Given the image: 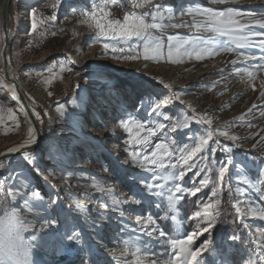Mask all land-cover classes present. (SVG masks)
<instances>
[{
    "label": "rangeland",
    "instance_id": "1",
    "mask_svg": "<svg viewBox=\"0 0 264 264\" xmlns=\"http://www.w3.org/2000/svg\"><path fill=\"white\" fill-rule=\"evenodd\" d=\"M37 1L10 0L16 27L25 8ZM103 2L46 0L37 12L42 22L35 32L31 30L27 46L34 49H29L31 54L50 57L20 67L17 77L24 81L36 118L39 114L45 140L42 150L18 160L26 168L13 170L14 176L15 162L0 160V262L138 264L139 249V264L153 259L157 264H168L170 259L175 264L169 241L195 231L194 250L210 242L199 251L195 264H264V219L260 218L264 213V49L256 46L264 37H251V46L238 45V35L264 32L247 15L264 20V0H117L101 12ZM156 4L162 6L163 15L156 22L165 26L149 29L151 40L123 39L112 32L101 35L95 19L85 15L95 12L102 23H123L126 15L151 13ZM229 8L242 13L235 19L247 25L238 34L222 35L209 30V24L195 27L207 20L197 10ZM52 16L54 20L49 19ZM144 18L153 22L151 15ZM183 28L187 31L178 33ZM177 40L186 42L179 53ZM156 41L162 44L163 55L149 54L145 59V43ZM87 45L95 50L90 59ZM120 48L124 52L113 51ZM203 49L213 54L197 59ZM130 55L138 58H124ZM86 61L88 66L80 68ZM119 62L136 71L117 72ZM250 71L256 73L254 79L248 76ZM189 94L193 100L200 99L191 110L184 105ZM8 102L0 100V141L15 139L21 132V118ZM130 117L134 125L144 127L126 131L122 121ZM61 122L70 127L67 138L58 137L65 131L58 125ZM221 131L237 139H228ZM209 132L212 137L203 151L193 153ZM160 143L167 151L156 152ZM45 157L58 167L45 165ZM86 165L87 170L73 169ZM221 166L227 168L222 181ZM44 169L49 178L40 177ZM180 171L185 172L182 179ZM205 178L209 183L203 186L200 181ZM176 185L200 191L196 195L176 192ZM35 191L41 192L42 202L33 197ZM217 199V207L209 209L212 216L194 217ZM52 220L56 223H48ZM205 227L208 231H203ZM72 233H78V239H63ZM126 244L128 251H124ZM145 251L149 255L144 256Z\"/></svg>",
    "mask_w": 264,
    "mask_h": 264
},
{
    "label": "snow or ice",
    "instance_id": "2",
    "mask_svg": "<svg viewBox=\"0 0 264 264\" xmlns=\"http://www.w3.org/2000/svg\"><path fill=\"white\" fill-rule=\"evenodd\" d=\"M220 2H223V0H220ZM57 3H59V0H57ZM117 0H104L103 5L101 6L100 11L103 12V9L106 8L109 4H116ZM145 3H150V0H145ZM136 7H142V5L137 4L135 5ZM53 7H55V5H53ZM154 11H152L151 13H143L142 15H136V14H131V15H126L124 17V22L121 23L120 20H110L107 22V24L102 23L100 19H96V13L92 12V13H85V15H89L92 19H95V27H97L100 31L101 35H108L109 32H112V34L115 35H119L121 38L123 39H131L132 37H144L147 38L148 40H151V36L149 33V29H153V28H162L165 25H163L162 23H157L156 21L162 20L163 19V15H162V6L159 4L154 5ZM196 14L201 15V16H206L207 20L206 21H201V22H197L195 24V27H197V29H199V27H201L202 24H209L210 28L209 30L211 31H216L220 34H226L228 32H233L238 34L239 32H241L243 29L247 28V25L245 24H240L238 20L235 19L236 16L239 15H243L242 13L234 10V9H227L224 11H214L212 9H205V10H197ZM104 15H107L106 13ZM151 15L152 17V23L149 24L145 21V16ZM248 17L250 19H253L255 24L260 25L261 27H264V20L262 19H255L254 17H252L251 13L247 14ZM31 17H32V31L35 32L37 29V25L38 23L42 22L38 20V16H37V9L33 8L31 10ZM49 19L54 20L55 16L49 17ZM180 25H176V27H179ZM254 36H261L264 37V32H252L249 31L248 33L244 34L243 36H239L238 35V45L243 47L245 45H249L251 46L254 42L252 41L251 37ZM178 43V47L176 48V52L179 53V49L181 47H183V44L186 43L185 41H179L177 40ZM256 46L260 47L261 49H264V38L260 39L258 42H256ZM105 49H107L109 47L108 44H105ZM113 51H119V52H124L123 48L120 49H113ZM144 58L148 59L149 58V54H152L155 57H159L161 55H163V46L159 41H156L155 43H145L144 45ZM207 54V55H212L213 52L211 50L208 49H203L200 52H197V59H200L202 57V55ZM173 55V49L171 46V38H170V44H169V50H168V56L169 58H171ZM125 59H136L138 58L137 56H125ZM71 70V69H69ZM256 73L255 72H248V76L250 78H255ZM5 87H8L7 85H5ZM12 91H14V86L11 87ZM156 107H159V105H157ZM155 111V108L153 109ZM37 118H39V114L37 113ZM209 123H211V121H209ZM122 124L124 126V128L126 129V131H128L129 133L132 132L133 126H135L137 129L139 128H143L144 125L142 123H136L134 125V121L133 118H129L127 121H122ZM161 127H163V125H161ZM149 134H154L152 129H149ZM222 136L227 137L228 139L231 140H236L237 137L235 136H230L229 133L227 131H221L219 133ZM212 137V133L209 132L207 134V137H201L200 139V143L198 146H196L194 149H192L193 153H200L203 151L204 145H206L208 143V141L211 139ZM37 139L36 135H35V130L34 129H30L29 130V139L28 141L25 142V145H21L20 147H26L27 145L32 144L33 142H35ZM141 142H146L145 138H141ZM187 147V146H185ZM161 149H164L165 151H167L166 145L163 143L157 144L156 145V152H159ZM17 149H9V152L12 151H16ZM156 152H153L152 155L155 156ZM23 155L25 157H28L30 154L29 152L25 151L23 153ZM136 154H133L134 158H135ZM144 159H147V157H145ZM151 163L155 164L156 161L152 160ZM185 163H187V160L185 159ZM160 167L163 168L165 167V165L163 163L160 164ZM175 167V166H173ZM190 167V166H189ZM34 171H38V169L33 168ZM227 171V168L225 166H221L218 169L219 172V179L222 181L225 172ZM185 175L184 171H180L178 173V176L180 179L183 178V176ZM172 178L176 179L177 178V174L174 172L172 173ZM201 185L206 186L209 183V180L207 178L202 179L200 181ZM159 186V185H157ZM146 188L151 189L152 185H145ZM2 190V189H0ZM175 191L176 192H182V191H187L189 192L191 195H196L197 192L200 191V188L198 187H192V188H188L186 190H182L181 187L179 185H176L175 187ZM33 197L39 201H43V196L41 195L40 191H35L32 193ZM213 196L217 195V193L213 192L212 193ZM169 200L170 202L172 201V197L169 196ZM27 203V202H26ZM52 203H55L54 201H52ZM136 203H140V201H136ZM220 203V200L217 199L215 203H209V204H205L203 206V210L202 211H197L194 213V217H205L208 218L210 216H212V212L209 211V209H215L217 207V205ZM46 207V205H45ZM105 207H107V205H105ZM237 212H240V209L237 208L236 209ZM255 212V210H253ZM260 218L264 219V213L260 214ZM172 219H175V216L172 217ZM17 223L20 224L21 226H23V221L20 219H17ZM48 223L50 224H55L56 221L52 220L49 221ZM209 225L211 223V221H208ZM203 231H208V228L205 227L203 229ZM159 235L161 237L165 236V233L163 231L159 232ZM198 236L197 232H192L190 234L186 235V238L184 239H172L169 241V243L172 245V249L175 253V256L173 257L175 264H195V262H197L198 256H199V251L202 250L203 248L208 246V241H205L204 244L201 245V249H193L191 247V245H193L195 238ZM63 239H67L69 241L74 240V239H78V233H72V234H68L67 236L63 237ZM37 240V236L33 235L32 236V241H36ZM33 245L30 243L27 248H28V252L29 254L31 253ZM128 245H125L124 251H128ZM178 249V251H176ZM139 249H137V254H136V260L139 262L142 260V256L139 254ZM144 256L149 255V253L147 251H145L143 253ZM0 264H2V262H0ZM24 264H32V262L30 260H26L24 262ZM148 264H157V261L155 259L150 260L148 262ZM168 264H172V260L170 259L168 261Z\"/></svg>",
    "mask_w": 264,
    "mask_h": 264
},
{
    "label": "bare ground",
    "instance_id": "3",
    "mask_svg": "<svg viewBox=\"0 0 264 264\" xmlns=\"http://www.w3.org/2000/svg\"><path fill=\"white\" fill-rule=\"evenodd\" d=\"M45 1L46 0H38L36 3H31L32 5L27 6L25 8L24 13H22L23 17H20V20L22 18V22H20V24L18 23L17 24L18 26L16 27V25L13 23L12 20L14 4L10 5V0H0V100H8L9 101L8 105L14 106L13 110L18 113V116H20L21 125H22L20 135L17 138L8 141L5 140L0 141V160L7 158V159H12L13 162H15L14 167L11 171V176L15 175L14 173L15 171L13 170L20 169L21 167L26 168L25 165L23 166L22 163L18 162V160H20L21 157L22 158L25 157L23 153L27 151L30 154V152H34V151L38 152L42 150L43 141L45 140L43 135L44 132L39 122L37 121V118L30 105V101L24 91L25 90L24 81H22L17 77L18 70L20 67H23L25 65L41 64L50 57L49 53L41 54L39 56L31 54L29 52V47L27 46L28 45L27 39L29 38L32 30L31 10L35 8L37 9V12L40 11L42 7H44ZM75 7L76 5L72 6V8ZM16 28H19V30L16 31ZM186 31L187 30L183 28L179 30L178 33H185ZM86 51L89 56V59L92 58L95 53L93 47L87 45ZM17 62L20 65L21 64L22 65L17 66L18 65L16 64ZM139 64L140 63L134 64V66H137ZM86 66H88V62L84 63L80 68ZM127 67L128 66L126 63H120V62L116 63V68H117L116 70L119 73L129 70V74H130L132 73V71H136L135 67H132L131 69H127ZM179 78H183V77H179ZM96 84L101 85V83L99 82H96ZM187 84L189 83H185L184 86H186ZM5 85H7L8 87H5ZM12 86H14V91L10 90ZM2 88L7 89L12 95L9 94L8 92L2 91ZM190 90H193V87H191ZM221 91H223V87L220 88V93ZM192 96L193 94H189L184 98V105H186V107L189 108L190 110L191 108L193 109V107L197 106V103L200 102V99L193 100ZM194 113L198 114V112L195 110ZM58 125H60L61 127H65V131H63L64 133L58 134V137L67 138L71 135L67 133L69 131L68 129L70 128L68 125H63L62 122L58 123ZM30 129L35 130V135L37 137L36 141L30 145H27L26 147H20L21 145H25V142L28 141ZM38 131L41 133V138L36 134ZM61 140L62 139H60L59 141ZM38 141H40V143L38 146H36ZM51 145L54 146L55 144H51ZM9 149H17V150L9 152L8 151ZM106 149L107 147L103 146L101 151L104 152ZM53 161L54 160L51 159L50 157H45L44 159L45 165H50L52 167H55L56 164H54ZM28 163L29 162H27V164ZM87 168L88 165L74 166L73 169L87 170ZM40 177L49 178V175H47L45 169L40 171ZM77 180H83V179L79 178ZM122 196L124 197L127 195L126 194L124 195L123 193ZM237 208H239L238 204H237Z\"/></svg>",
    "mask_w": 264,
    "mask_h": 264
},
{
    "label": "water",
    "instance_id": "4",
    "mask_svg": "<svg viewBox=\"0 0 264 264\" xmlns=\"http://www.w3.org/2000/svg\"><path fill=\"white\" fill-rule=\"evenodd\" d=\"M25 105H26V104H25ZM37 135L41 138V133H40L39 131L37 132ZM40 141H41V140H40ZM40 141L37 142V145H36V146L39 145Z\"/></svg>",
    "mask_w": 264,
    "mask_h": 264
},
{
    "label": "trees",
    "instance_id": "5",
    "mask_svg": "<svg viewBox=\"0 0 264 264\" xmlns=\"http://www.w3.org/2000/svg\"><path fill=\"white\" fill-rule=\"evenodd\" d=\"M45 4H46V3H45ZM45 4H44V5H45ZM42 8H43V7H42ZM29 49H30L31 51L34 50V49L32 48V46H29Z\"/></svg>",
    "mask_w": 264,
    "mask_h": 264
}]
</instances>
